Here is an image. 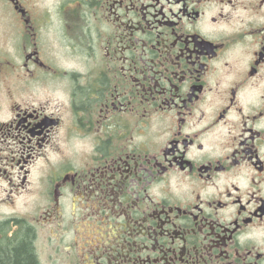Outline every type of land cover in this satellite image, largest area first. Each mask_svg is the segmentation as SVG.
Instances as JSON below:
<instances>
[{"label":"flooded vegetation","instance_id":"flooded-vegetation-1","mask_svg":"<svg viewBox=\"0 0 264 264\" xmlns=\"http://www.w3.org/2000/svg\"><path fill=\"white\" fill-rule=\"evenodd\" d=\"M264 264V0H0V253Z\"/></svg>","mask_w":264,"mask_h":264},{"label":"trees","instance_id":"trees-1","mask_svg":"<svg viewBox=\"0 0 264 264\" xmlns=\"http://www.w3.org/2000/svg\"><path fill=\"white\" fill-rule=\"evenodd\" d=\"M0 264H38L35 253L27 245L26 239H18L17 243L0 253Z\"/></svg>","mask_w":264,"mask_h":264}]
</instances>
